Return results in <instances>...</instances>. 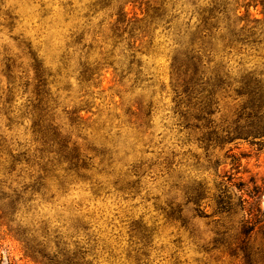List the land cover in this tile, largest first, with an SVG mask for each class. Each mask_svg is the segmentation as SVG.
I'll return each mask as SVG.
<instances>
[{
    "label": "rangeland",
    "instance_id": "374dc122",
    "mask_svg": "<svg viewBox=\"0 0 264 264\" xmlns=\"http://www.w3.org/2000/svg\"><path fill=\"white\" fill-rule=\"evenodd\" d=\"M127 1L0 0V193L19 200L14 228L51 255L59 241L69 263L57 256V264H264V219L245 260L233 251L244 214H213L226 177L264 184V149L207 141L236 117L242 79L264 84L261 6L249 8L259 23L248 41L225 45L217 36L202 53L204 80L219 85L208 123L179 102L171 65L212 0H166L169 20L155 21ZM229 1L230 19L244 16L243 0ZM219 19L224 34L226 14ZM33 56L47 73L46 120L75 143L84 167H70L35 132ZM200 185L206 198L196 215L186 197ZM0 264H35L1 223Z\"/></svg>",
    "mask_w": 264,
    "mask_h": 264
},
{
    "label": "trees",
    "instance_id": "16d2710c",
    "mask_svg": "<svg viewBox=\"0 0 264 264\" xmlns=\"http://www.w3.org/2000/svg\"><path fill=\"white\" fill-rule=\"evenodd\" d=\"M138 7L153 21L169 20L167 17L166 0H128L127 3ZM237 3V2H236ZM245 8L244 16H236L231 20L229 0H212L211 4L201 11V24L197 27L186 47L182 52H178L172 61V73L176 78L175 87L182 88L184 99L179 102H186L196 109L197 119L208 120L213 113L215 104V89L219 87L215 81L204 80V69L202 67V53L213 51V41L217 36L225 45L233 43H243L248 41L253 35L251 23L258 24L256 20H250L249 8L261 6L264 16V0H243ZM238 11V9H237ZM226 14L227 31L222 34L220 28L219 15ZM244 23L238 29L240 23ZM131 23V22H129ZM262 24H264V19ZM133 23L131 28L136 29ZM34 69L36 73V100L34 106L38 112V119L34 123L35 132L40 136L44 146L48 149L58 146L59 157L69 163L70 167H77L78 161L82 160V167L86 164L85 159H81L78 148L75 143L70 148L66 137H63L50 120H46V113L49 111V100L47 98L46 78L47 73L43 70L41 63L33 56ZM92 74H88L91 77ZM237 96L243 99V102L236 113V117L220 132L216 130L207 133V141L215 142L221 146L236 141L247 142L251 146H257L259 150L264 149V84L254 77L242 79L240 86L236 90ZM140 109L144 107L139 104ZM210 123V121H207ZM13 162H18L20 156H11ZM232 165L239 173L240 158H234ZM205 185L187 193V204H193L192 211L197 215L201 210L202 200L206 198ZM16 196V195H15ZM0 193V223L8 228L9 233L13 235L23 246L25 257L29 258L35 264H57V256H63L64 263H69L67 253L60 249L61 243L58 241L59 251L51 255L47 252L44 242H38L34 239L31 231L27 229L14 228V215L17 211L19 200L17 196ZM264 196V184L259 186L256 180L251 177L247 182L234 181L231 175L226 177L218 184L217 192L214 197V213L223 214L235 212L239 207L244 214L241 220V229L236 243L235 251L240 250L244 254L245 260L250 259L248 247L249 236L256 224L264 219V211L260 208V202ZM236 200V201H235ZM210 217V216H209Z\"/></svg>",
    "mask_w": 264,
    "mask_h": 264
}]
</instances>
